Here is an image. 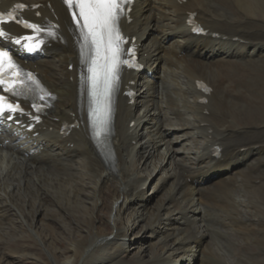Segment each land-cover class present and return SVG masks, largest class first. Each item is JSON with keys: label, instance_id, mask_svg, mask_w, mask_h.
<instances>
[{"label": "bare ground", "instance_id": "1", "mask_svg": "<svg viewBox=\"0 0 264 264\" xmlns=\"http://www.w3.org/2000/svg\"><path fill=\"white\" fill-rule=\"evenodd\" d=\"M16 2L42 4L43 19L60 20L50 58L31 63L57 100L35 139L45 143L41 155L25 157L26 149L13 138L5 144L0 137V228L10 214L24 224L23 212L54 219L47 204L56 194V204L81 219H74L81 235L70 238L66 250L52 251L31 227L54 264H125L141 250L138 246L132 253L142 222L169 249L150 261L140 254L136 264H230L223 245H231L233 234L243 237L248 250L254 234H262L264 241V223L254 212L255 191L264 186V118H258L264 112V0H137L126 33L146 34L140 51L153 76H140L136 106L119 98L110 165L91 141L78 91V42L67 9L61 0H7L3 5ZM191 12L208 30L205 36L191 33ZM154 30L158 34L152 37ZM199 81L211 88L208 94ZM252 113L258 115L254 122L249 121ZM66 123L78 125L67 136L62 133ZM215 146L222 148L219 158ZM150 166L151 192L170 188L154 212L143 191L148 179L140 175ZM25 182L35 187L39 200L20 210L14 200ZM162 223L168 229L159 230ZM210 227L217 230V243ZM20 248L17 256L28 259L29 247ZM238 262L251 264V254Z\"/></svg>", "mask_w": 264, "mask_h": 264}, {"label": "rangeland", "instance_id": "2", "mask_svg": "<svg viewBox=\"0 0 264 264\" xmlns=\"http://www.w3.org/2000/svg\"><path fill=\"white\" fill-rule=\"evenodd\" d=\"M150 22L152 23L153 19H151ZM156 34L158 33L157 31L154 30L152 31L151 36L153 37ZM161 70H162V66L160 65L159 71L157 72V75H156L157 83L162 74ZM253 111L255 112L256 110H253ZM261 115H264V112H262ZM261 115L258 118H261V117L264 118V116H261ZM256 116L258 115H255V114L251 115V117L249 118V121L254 122L255 119H257ZM148 128L147 130L149 131V133L153 134L152 133L153 129L149 126ZM180 148L181 146H178V150ZM161 153H165V149L161 148ZM141 156H142L141 154L138 155V158H140ZM149 169L143 168L140 175L144 174L142 176L146 177L152 174L151 169L150 170ZM168 171L169 169L166 170L165 172H168ZM225 178L227 179L226 174L223 175L222 179H225ZM255 183L258 184V182H255ZM168 189L166 187V189L161 190L156 195L153 192H151V190H145L148 192V193L146 192L148 195V198L152 199L151 202L149 203L150 210H152L151 212H154L156 206L159 205V202L162 201L163 198H165V195ZM36 191L37 190L35 189V187H33V185H29L26 182L24 183L23 187L22 186L20 187V189L17 191L18 196L15 195L17 196L15 197L16 201L14 200L15 204L19 207L20 210L25 207L26 209H28L27 208L28 203L30 202L36 203L39 200V197ZM255 194L257 197V201L254 202V206H255L254 212L257 213L256 219L261 221V223H264V186L261 189L256 190ZM51 198L53 200L55 199V203H51L52 202ZM56 198H57L56 194L52 195L49 198L47 209L49 210L48 214L51 215V217L54 219L58 218L59 214H61L62 218L60 220L48 219L46 218V216L41 217V215L37 216L36 214H33L32 212L29 215H27V213L22 211L25 215L22 213L23 217L22 216L21 217L23 219H26L25 221L27 222V224H24V222L21 221L22 219L18 215H17L18 217H16L13 214L8 215V218H7L8 222L3 223L2 227L0 228V264H20V263L21 264H54V262H51V259H50L51 257L42 250L43 248H41V245L36 235L33 232H31V227L33 228V230L37 232V234L40 237L41 236L42 238L44 237L47 247L49 249H51L50 247H52L51 249L52 251L55 250L53 249V247H55L58 251L66 250L68 243H69L68 241L70 238L77 239L80 237L81 235L79 234L80 228H79V225L75 223L74 219L76 220H81V219L76 214L65 213L64 209H62L61 206L56 204L57 199H58ZM61 201H63L62 205L64 207L70 208L69 205H66L65 199H61ZM210 212L212 213V216L214 217L215 214L212 211ZM172 216L173 217L175 216V212H172ZM63 223L67 224L68 228L63 227ZM159 226L157 227L159 230L160 228L161 229L164 228L165 230L168 229V227H166L164 223L160 224ZM138 227L139 228L135 230L136 236H137L136 246L134 247V250L132 253H135L137 251L138 246H140L141 250L139 251L137 255H131L126 260H124L125 264H136V259L137 257H139L140 254L142 255L144 261H148V260L150 261L151 257L155 255L156 253L163 255L169 249V247H167L165 243L162 241L160 234L158 235L151 234V231L147 228V225L145 224V222H142ZM209 230H211L212 238L214 237L213 242L217 243L219 241L217 234H215L217 230L212 227H210ZM261 235L254 234V236L252 237L253 240L251 238L252 244L249 250L247 248V245L243 241L244 239H242L243 237H241L238 234H233L231 237L229 236L230 242L232 243L228 247L226 245L224 247L223 245V250H224V255L226 256V258L230 260L229 261L230 264H240L238 261L239 260L243 261L244 256L246 257L247 254H251V264H264V241L261 239L263 237ZM45 236L48 238H45ZM124 240L126 244L130 243L129 238L128 240L124 238ZM26 246L29 247V251H27L29 252L28 259L22 260V258L18 257L17 255L21 252L20 247H26ZM220 256L223 257V254Z\"/></svg>", "mask_w": 264, "mask_h": 264}, {"label": "snow or ice", "instance_id": "3", "mask_svg": "<svg viewBox=\"0 0 264 264\" xmlns=\"http://www.w3.org/2000/svg\"><path fill=\"white\" fill-rule=\"evenodd\" d=\"M63 2L69 7H77L79 9V16L83 18V26L87 28L88 34L92 37V42L97 46V52L99 53L100 44L104 39L105 32L109 38V47H111L113 43V36L115 40H120V35L117 30V21L119 19L120 14L123 12V4L127 2V0H63ZM17 7H23V5H17ZM3 15L0 13V22H3ZM11 16V13H8ZM73 18L75 19L76 13H72ZM79 23V20L76 21ZM36 27V26H32ZM6 33L0 29V36H5ZM20 43L19 40L16 41ZM118 52V48L113 49V63L111 67V71L114 73L116 70V54ZM95 63V62H94ZM9 69H15V65L12 62V58L6 51L0 50V73H3L5 67ZM95 73V69H93ZM115 77L113 76V79ZM6 81L2 75H0V84H5ZM93 88L95 95L96 88V77L95 74L93 76ZM110 89V84L105 83V92ZM7 90L11 91L12 86L9 83L7 85ZM18 94V93H17ZM17 106L12 104H6L4 97L0 96V114H2L5 109L9 112L15 111Z\"/></svg>", "mask_w": 264, "mask_h": 264}]
</instances>
